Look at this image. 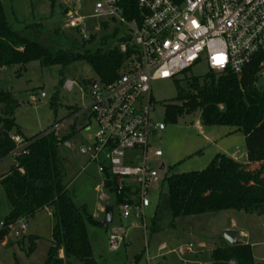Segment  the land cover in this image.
I'll return each mask as SVG.
<instances>
[{"label": "trees", "instance_id": "trees-1", "mask_svg": "<svg viewBox=\"0 0 264 264\" xmlns=\"http://www.w3.org/2000/svg\"><path fill=\"white\" fill-rule=\"evenodd\" d=\"M136 1L124 0V5L134 13ZM102 26L107 28L106 23ZM78 34L77 30L71 35L57 29L49 31L41 24L24 25L20 30H14L0 2V69L19 66L18 74L31 62H38L42 67L59 66L58 85L61 87L65 75L72 76L70 70L74 63L82 62L90 67L100 83L116 81L129 55L120 53L117 47L90 51L86 46L92 38L84 40ZM260 59V56L254 59L239 76L207 72L201 77L184 79V86H179L176 81V103L164 106L166 120L175 123L181 116L198 111L203 127H224L231 133L243 135L248 163L264 162V82L260 85L256 78ZM14 105L9 93L0 92V159L13 150V144L3 134L16 128L11 119ZM51 107H54L53 103ZM73 133L71 129L65 133L56 129L44 136L27 139L29 144L25 153L14 157V164L0 178V189L9 205L8 213L0 220L3 223L0 244L8 236V225L18 220L26 221L40 210L50 208L53 226L44 264H71V261L99 264L102 258L94 253L93 241L96 239L89 229L107 225L103 220L93 218L85 208L77 207L64 183L58 149ZM261 173L262 170L246 172L242 165L218 153L201 172L166 177L167 190L158 193L147 228L149 235L173 228L177 217L201 214L199 210L204 206L211 207L212 213L237 210L264 216ZM60 250L62 259L58 257ZM211 258L212 264H261L253 260L251 247L239 242L214 247ZM138 260L139 256H136L135 262Z\"/></svg>", "mask_w": 264, "mask_h": 264}, {"label": "rangeland", "instance_id": "rangeland-1", "mask_svg": "<svg viewBox=\"0 0 264 264\" xmlns=\"http://www.w3.org/2000/svg\"><path fill=\"white\" fill-rule=\"evenodd\" d=\"M96 1L98 0H72L73 4H70L69 0H0L5 17L14 30H20L24 25L41 24L46 30L57 29L63 34L71 35L74 29L65 27L68 21L66 13L71 12L84 18L82 28L85 37L80 33L78 35L84 40L92 38V42L86 47L90 51L97 48L109 50L118 46L124 29L106 18H93ZM105 23L107 30L102 26ZM103 38L104 44L101 45ZM18 69L19 66L0 69V92L9 93L15 101L11 119L16 128L10 133L18 132L24 139H29L55 127L59 133L72 128L74 133L67 139L71 149H67L65 143L58 149L64 169V183L75 205L85 208L92 217L102 221L103 217L96 207L103 206L96 193V187L102 183V178L95 165H90L81 172V168L86 165V157L79 153V148L94 133L96 127L88 112L72 118L91 104L89 84L98 82V79L87 64L74 63L70 70L72 76L65 75L64 80H72L74 86L71 91H66L63 85H58L59 66L42 67L38 62H31L17 74ZM206 73L204 65L195 66L185 76L177 78V83L184 86V79L201 77ZM87 81H90L89 84ZM176 87V82L173 81L157 80L151 83L152 118L165 127L161 137H155L151 141V150L159 149L162 157L150 159L149 164L156 171L163 166V170L158 173L157 186L151 191L153 207L144 210L141 217L132 214L126 220L119 217L118 209L114 207L112 222L107 227L89 229L90 235L96 239L93 241L94 253L102 256L99 264H212L211 249L220 237L218 230L227 225L225 215L193 218L180 216L174 220L173 228L151 236L147 229L158 193L167 190L164 180L166 177L201 172L215 154L222 152L218 148L224 146V149L229 150L234 145L245 144L243 135L238 132L228 137L224 136L227 128L203 127L198 111L181 116L175 123L167 121L164 106L176 103ZM42 93L45 97L39 99ZM30 96L39 100L30 102ZM13 164L14 157L10 154L0 159V178ZM105 192L110 197L107 205L114 206V194ZM8 211L9 205L0 189V220ZM24 225L26 229L20 237L8 232V236L0 244V264H44L53 226L51 214L47 210H41L24 221ZM114 226H121L124 230L126 245H122L116 252H110L106 246V238ZM201 243L205 245L203 248L199 246ZM188 244L192 246L191 253L179 256L177 249ZM161 245L164 246L162 250L159 249ZM262 255L264 245L254 249V260L264 264L259 261ZM136 256H139L137 262ZM71 264L79 263L71 261Z\"/></svg>", "mask_w": 264, "mask_h": 264}, {"label": "built area", "instance_id": "built-area-1", "mask_svg": "<svg viewBox=\"0 0 264 264\" xmlns=\"http://www.w3.org/2000/svg\"><path fill=\"white\" fill-rule=\"evenodd\" d=\"M69 3L73 4L72 0ZM135 8L133 13L124 0H98L94 4L93 18H106L124 29L117 48L129 57L116 81L89 84L91 104L72 117L88 112L95 124L94 133L79 148L86 157L81 172L90 165L96 166L102 178L96 187L98 200L103 204L99 212L103 217L110 201L105 191L112 192V211L117 208L122 220L132 214L142 216L152 203L151 191L158 183L160 168L156 171L149 161L161 158L162 152L151 150V141L160 138L165 127L152 118L153 81L176 82L199 65H204L207 72L239 76L260 56L256 78L264 82V0H137ZM66 16L65 27L85 37L84 18L71 12ZM73 86L74 82L68 79L63 84L66 91ZM44 97L42 93L39 99ZM39 99L29 97L30 102ZM6 136L13 144L10 155L25 153L27 139L10 132ZM65 147L71 149L67 142ZM131 200L136 203H129ZM25 229L24 220L7 226L15 237H20ZM124 240L123 231L112 230L107 235L108 250L118 251ZM191 251L188 244L179 247L177 254L184 256Z\"/></svg>", "mask_w": 264, "mask_h": 264}, {"label": "crops", "instance_id": "crops-1", "mask_svg": "<svg viewBox=\"0 0 264 264\" xmlns=\"http://www.w3.org/2000/svg\"><path fill=\"white\" fill-rule=\"evenodd\" d=\"M71 130H72V128H71ZM16 134L21 136V134H19L18 132ZM230 134H233V133H231L228 130L224 134V136L229 137ZM21 137H23V136H21ZM218 149L220 151H222L221 152L222 154L226 155L227 157L233 159L234 161H236L237 163L242 165L243 169L246 172L255 173L259 170H262L261 178L264 179V162L248 163L247 159H246L245 144L243 146L234 145L233 148H228L229 150H226V148L224 149V146H222ZM207 195H208V193L204 194L205 197ZM151 206L153 207L152 203H151L150 207ZM96 207H98V209H99V206H96ZM149 208H147V209H149ZM42 210H47L51 214L50 208H44ZM199 211H201L202 213L198 214V215H189L188 217L193 218L196 216L200 217L203 215H205L207 217L208 216L214 217V215H216V216L217 215H225L227 217V225L220 227V229L218 230V233H219L218 235H220V237L217 240V244H215V246H213L212 249L216 246H222L223 244H227L226 241L222 238L221 233H223L225 231H232L237 235V237H236L237 242H239L241 244H247L251 247L252 256H253V260H254V249L256 247H259L260 245H264V216L248 215L242 211H237V210H224V211H220L217 213H212L211 207H209V206L201 207ZM93 218L98 219L97 217H93ZM112 230H120V231L124 232V230L122 229L121 226L120 227L114 226ZM106 240H107V238H106ZM122 245H126V235H125L124 243ZM199 246H200V248H203V246H205V245L203 243H201V244H199ZM212 249H211V251H212ZM59 253H60L59 258L62 259L63 258V252L60 250ZM259 259H260L259 261L264 263V255H262ZM255 262H257V261H255ZM160 263L161 262H159V264ZM257 263H260V262H257Z\"/></svg>", "mask_w": 264, "mask_h": 264}, {"label": "water", "instance_id": "water-1", "mask_svg": "<svg viewBox=\"0 0 264 264\" xmlns=\"http://www.w3.org/2000/svg\"><path fill=\"white\" fill-rule=\"evenodd\" d=\"M96 84L93 83L92 84V88H95ZM6 134L4 133L3 134V137H5ZM160 136V134H159ZM163 170V166L160 167V171ZM112 221V207L110 205H107L105 208H104V212H103V222L106 224V225H109ZM237 235L232 232V231H225L222 233V238L226 241V243L228 245H234L236 242H237V239H236Z\"/></svg>", "mask_w": 264, "mask_h": 264}]
</instances>
